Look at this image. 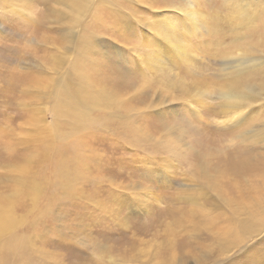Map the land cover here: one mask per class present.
Instances as JSON below:
<instances>
[{
    "label": "rangeland",
    "instance_id": "rangeland-1",
    "mask_svg": "<svg viewBox=\"0 0 264 264\" xmlns=\"http://www.w3.org/2000/svg\"><path fill=\"white\" fill-rule=\"evenodd\" d=\"M5 205L0 264H264V0H0Z\"/></svg>",
    "mask_w": 264,
    "mask_h": 264
},
{
    "label": "bare ground",
    "instance_id": "bare-ground-1",
    "mask_svg": "<svg viewBox=\"0 0 264 264\" xmlns=\"http://www.w3.org/2000/svg\"><path fill=\"white\" fill-rule=\"evenodd\" d=\"M6 2V1H5ZM8 3V2H7ZM13 3V2H12ZM10 4L11 3H8L7 5H9L10 6ZM12 5V4H11ZM13 5H14V3H13ZM19 5V4H18ZM16 8H20V7H16ZM17 10V9H16ZM10 11H11V9H10ZM20 12V11H19ZM22 12V11H21ZM19 14V13H18ZM186 14H189L190 15V13H186ZM26 16H28L27 14H26ZM30 17V16H29ZM169 20V19H168ZM167 20V21H168ZM171 20V19H170ZM28 22V21H27ZM171 23V22H170ZM164 26V25H163ZM139 39V38H138ZM171 40V39H170ZM172 41V40H171ZM179 41V40H178ZM177 41V42H178ZM181 42V41H180ZM180 42H178V43H180ZM171 43V42H170ZM178 48V47H177ZM179 49V48H178ZM186 49H187V47H186ZM185 55V54H184ZM259 62V61H258ZM255 63H257V62H255ZM249 88H250V86H248ZM247 89V88H246ZM248 90V89H247ZM227 94V93H226ZM239 94V93H238ZM237 94V92L236 93H234V95L235 96H237L238 95ZM233 95V94H232ZM234 97V96H233ZM238 97H240V96H238ZM226 98V97H225ZM229 98V100H231L230 99V97H228ZM232 98V97H231ZM236 98V97H235ZM234 98V99H235ZM234 99H232V100H234ZM240 99V98H239ZM238 100V99H237ZM235 101V100H234ZM236 104V103H235ZM231 105V104H230ZM235 106V105H234ZM233 107V106H232ZM251 198V197H250ZM240 201H242L243 202V200H240ZM250 201V200H249ZM248 201V202H249ZM246 202V201H245ZM242 204V203H241ZM240 205V204H239ZM242 206V205H241ZM240 206V207H241ZM9 206H7V205H5V206H2L1 208V210H0V231H2V232H9L11 229H12V227H13V214H12V212L9 210V209H6V208H8ZM238 209H240V211H241V209L242 208H238ZM243 210V209H242ZM245 210V209H244ZM243 210V211H244ZM253 212H251L250 214H252ZM250 217L251 216H254V214H252V215H249ZM255 217V216H254ZM209 221V220H208ZM211 222H212V220H211ZM214 223V222H213ZM255 222H253L252 221V224H254ZM208 224V223H207ZM210 224V223H209ZM211 225V224H210ZM213 225V224H212ZM253 226V225H252ZM229 227H231V226H229ZM254 228H256V226L254 227ZM225 230V229H224ZM235 231V230H234ZM239 233V232H238ZM240 234H242V233H240ZM234 235H235V233H234ZM239 235V234H238ZM225 237V236H224ZM227 237H229V236H227ZM218 240H221V238L220 239H218ZM13 245H15V244H7V249L8 248H10L11 247V250L14 248V246ZM17 247V246H16ZM16 250V249H15ZM17 251V250H16ZM9 253H10V251H9ZM8 255V254H7ZM4 257H5V255H4ZM4 259V258H3Z\"/></svg>",
    "mask_w": 264,
    "mask_h": 264
}]
</instances>
